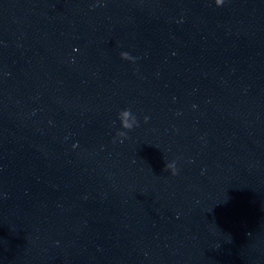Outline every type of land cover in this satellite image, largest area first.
<instances>
[{"label": "clouds", "instance_id": "1", "mask_svg": "<svg viewBox=\"0 0 264 264\" xmlns=\"http://www.w3.org/2000/svg\"><path fill=\"white\" fill-rule=\"evenodd\" d=\"M215 5L216 6H222L225 3V0H214ZM121 58L124 60H128V61H132L134 62L136 60V57L131 56L129 53L127 52H121ZM118 118L120 121V125L121 128L125 131H117L116 135L114 137V142L116 140H120V142H123L124 138H127V131L132 130L134 127H138V121L136 116L133 114V112L131 111V109H124L121 110L118 113ZM148 117L145 116L144 117V122L146 123L148 121ZM165 167L169 170H171L172 174L175 175L176 174V164L175 162H171L165 165Z\"/></svg>", "mask_w": 264, "mask_h": 264}]
</instances>
